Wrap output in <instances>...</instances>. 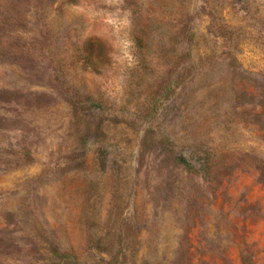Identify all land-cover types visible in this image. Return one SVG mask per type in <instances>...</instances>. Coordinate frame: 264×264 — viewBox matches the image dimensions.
<instances>
[{
	"label": "rangeland",
	"instance_id": "1",
	"mask_svg": "<svg viewBox=\"0 0 264 264\" xmlns=\"http://www.w3.org/2000/svg\"><path fill=\"white\" fill-rule=\"evenodd\" d=\"M0 264H264V0H0Z\"/></svg>",
	"mask_w": 264,
	"mask_h": 264
}]
</instances>
